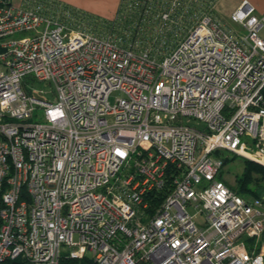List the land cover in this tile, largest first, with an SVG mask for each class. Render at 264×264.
<instances>
[{
  "label": "built area",
  "instance_id": "2783aa9c",
  "mask_svg": "<svg viewBox=\"0 0 264 264\" xmlns=\"http://www.w3.org/2000/svg\"><path fill=\"white\" fill-rule=\"evenodd\" d=\"M217 2H0V264H264L262 200L219 178L264 165V10Z\"/></svg>",
  "mask_w": 264,
  "mask_h": 264
},
{
  "label": "rangeland",
  "instance_id": "374dc122",
  "mask_svg": "<svg viewBox=\"0 0 264 264\" xmlns=\"http://www.w3.org/2000/svg\"><path fill=\"white\" fill-rule=\"evenodd\" d=\"M216 15L218 18H220L223 22L227 23L229 27L234 29L235 31L239 30V27L232 23L229 19L230 12L226 11L225 9L220 10L216 9ZM241 33H244L242 31ZM262 36H264V27L260 33ZM17 36H24V35H30V32H22L16 34ZM33 94L40 99L48 100V101H55L56 97L54 94V90L51 85H49L47 82H35L32 86ZM120 95L119 92L115 91L111 93L109 96V102L111 104L114 103L115 97H118ZM35 121H41L36 116H33L29 118L28 122H35ZM193 126H202L201 123H191ZM220 156L223 157V160L225 162V165L220 169L219 172V178L227 186L232 188L234 191L238 192L240 195L244 196L243 193H248L247 190H241L239 189V182L240 177L242 176L243 170L245 166L247 165V162L254 163L255 165L264 167V165H260L258 163L252 162L246 158L239 157L236 155H231L227 151H221ZM262 174L259 171H256L255 169L251 170V180L247 183L249 191L256 190L258 192H261L264 190V177H261ZM197 221H199V218H197Z\"/></svg>",
  "mask_w": 264,
  "mask_h": 264
},
{
  "label": "crops",
  "instance_id": "0c3cea01",
  "mask_svg": "<svg viewBox=\"0 0 264 264\" xmlns=\"http://www.w3.org/2000/svg\"><path fill=\"white\" fill-rule=\"evenodd\" d=\"M62 3L70 5L88 14H92L102 19H113L118 11L121 0H58ZM244 0H218L216 9L232 12ZM254 8L257 14L264 10V0H246ZM11 6L18 7L23 4V0H10ZM225 23V22H224ZM227 24V23H226ZM250 197V196H248ZM264 197V194L262 195ZM264 204V203H263ZM256 250L264 254V228L255 245Z\"/></svg>",
  "mask_w": 264,
  "mask_h": 264
},
{
  "label": "trees",
  "instance_id": "16d2710c",
  "mask_svg": "<svg viewBox=\"0 0 264 264\" xmlns=\"http://www.w3.org/2000/svg\"><path fill=\"white\" fill-rule=\"evenodd\" d=\"M0 2H5L7 4H10V0H0ZM120 8V6H119ZM118 8V10H119ZM91 16H94L92 14H89ZM263 94H264V90H263ZM225 165V162H224ZM255 169L256 171H259L262 176L264 177V167L255 165L254 163H250L249 161L247 162V165L245 166L242 176L240 177V182H239V189L241 190H247L248 193H243L244 196H251V197H257L260 198L262 200V202L264 203V197H262V195L264 194V190H262L261 192H258L256 190H250L248 188L247 183L251 180V170ZM264 186V185H263ZM246 244L248 246V248L250 250H254L255 252H258L256 250V244L253 242V239H246ZM63 264H92V262L90 261V259L88 258H82L80 260H76V259H63L61 261ZM2 264H24V261L21 259H7L5 260Z\"/></svg>",
  "mask_w": 264,
  "mask_h": 264
}]
</instances>
